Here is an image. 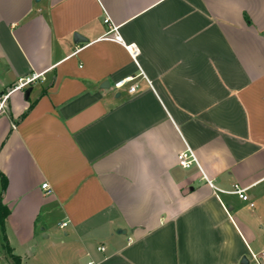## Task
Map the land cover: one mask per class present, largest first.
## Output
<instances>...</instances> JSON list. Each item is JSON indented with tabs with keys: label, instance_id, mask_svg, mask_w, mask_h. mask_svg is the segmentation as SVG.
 Here are the masks:
<instances>
[{
	"label": "crops",
	"instance_id": "1",
	"mask_svg": "<svg viewBox=\"0 0 264 264\" xmlns=\"http://www.w3.org/2000/svg\"><path fill=\"white\" fill-rule=\"evenodd\" d=\"M32 72L0 104L24 263L264 264V0H0V92Z\"/></svg>",
	"mask_w": 264,
	"mask_h": 264
},
{
	"label": "built area",
	"instance_id": "2",
	"mask_svg": "<svg viewBox=\"0 0 264 264\" xmlns=\"http://www.w3.org/2000/svg\"><path fill=\"white\" fill-rule=\"evenodd\" d=\"M105 22L109 25L110 31L111 32H117V26L113 24V22L110 20L109 17L105 18ZM114 38L121 40V37L117 34L114 33L113 35ZM131 48L133 54L137 55L139 53L138 47L133 44L129 45ZM45 76L41 72H32L28 75L20 76L11 86L7 87L4 91L0 92V104L3 107V111L6 109V104L7 100L10 97L11 93L14 90L17 89H26L33 85L35 82L39 80H44ZM134 81V76H128L123 79H120L114 83L116 88H122L125 85L129 84L128 91L130 93H133L137 89V83H131ZM196 161V156L194 152L190 148H186L179 152L178 154V163L184 167V168H189L192 166V164ZM210 184L213 186V181L209 180ZM44 188H50L48 182L43 183ZM50 191V189H49ZM233 191L243 200L248 201L250 205H254V202L251 201L249 194L246 192V189L241 186L239 183H235L233 187ZM68 221H62L59 223L60 227H65L67 226ZM100 249H104V246H99ZM252 257L255 261L261 262V259L264 260V248L260 252H254L252 253ZM93 261L90 262L92 264Z\"/></svg>",
	"mask_w": 264,
	"mask_h": 264
},
{
	"label": "trees",
	"instance_id": "3",
	"mask_svg": "<svg viewBox=\"0 0 264 264\" xmlns=\"http://www.w3.org/2000/svg\"><path fill=\"white\" fill-rule=\"evenodd\" d=\"M33 107V104L24 112L23 116L24 117ZM0 183H1V192H0V233L2 234L3 240H4V245L10 254L11 258L14 260L15 264H26L23 262L22 257L18 254H16L12 247L9 245L8 240H7V235H6V219L9 215V208L5 204L3 200V193L6 189L7 185V177L0 171Z\"/></svg>",
	"mask_w": 264,
	"mask_h": 264
},
{
	"label": "rangeland",
	"instance_id": "4",
	"mask_svg": "<svg viewBox=\"0 0 264 264\" xmlns=\"http://www.w3.org/2000/svg\"><path fill=\"white\" fill-rule=\"evenodd\" d=\"M0 256H2V258L3 257L6 258L8 260V262L6 264H15L14 260L11 258L10 254L8 253V251L4 245V240H3L1 233H0Z\"/></svg>",
	"mask_w": 264,
	"mask_h": 264
},
{
	"label": "water",
	"instance_id": "5",
	"mask_svg": "<svg viewBox=\"0 0 264 264\" xmlns=\"http://www.w3.org/2000/svg\"><path fill=\"white\" fill-rule=\"evenodd\" d=\"M87 38H85L84 36H82L79 32H76L75 33V41H86ZM103 85H106L108 86L109 85V82L105 81ZM28 95H29V92H28ZM244 261H248L247 258H244Z\"/></svg>",
	"mask_w": 264,
	"mask_h": 264
}]
</instances>
